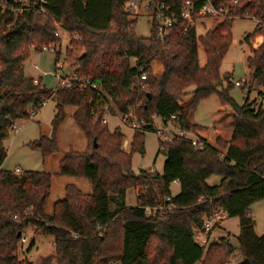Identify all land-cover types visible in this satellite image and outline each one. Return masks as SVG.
Wrapping results in <instances>:
<instances>
[{
  "label": "trees",
  "instance_id": "trees-1",
  "mask_svg": "<svg viewBox=\"0 0 264 264\" xmlns=\"http://www.w3.org/2000/svg\"><path fill=\"white\" fill-rule=\"evenodd\" d=\"M178 8L184 0H166ZM200 4L202 0H194ZM225 4L231 0H214ZM126 0H46L45 11L25 10L17 14L0 9V264H225L233 245L225 237L207 246L194 240L193 228L201 226L202 215L225 208L239 222L237 235L243 259L236 264H264V233L254 227L251 205L264 199V103L244 98L238 104L230 95V73L220 72L222 59L232 41L234 17L246 12L264 20V0H238L231 7L234 17L220 19L204 34L178 19L166 35H159L151 21L149 35L136 33L137 16L130 15ZM60 22L69 34L66 60L79 75L98 83V88L77 86L48 88L26 74L22 65L30 47L54 42ZM76 34L77 36H74ZM263 36L259 45L253 38ZM249 43L248 91L254 82L263 85L264 27L244 35ZM206 56L200 64L198 46ZM59 54L55 58L58 57ZM163 62L153 74L152 61ZM133 60V62H132ZM142 71L147 78L140 79ZM226 84L222 86L221 79ZM221 84V87L217 86ZM194 86L192 97H180ZM216 93L222 105L232 109L231 136H217L214 143L199 134L201 147L183 136L159 141L166 159L162 172L132 168V153L142 150L150 116L163 122L204 131L189 120L198 102ZM56 98L53 133L28 142L31 148L49 154L57 148L56 128L64 106L73 104V118L82 129L87 145L70 149L58 162L60 173L86 176L92 190L84 192L67 183L64 197L45 212L50 176L45 171L26 169L17 173L2 167L6 155L4 140L13 120L27 118L43 101ZM125 113L129 106L148 124L133 132L129 149L122 146L125 133L102 123L106 110ZM176 117L171 119V115ZM156 130V128H155ZM94 141L96 145H94ZM221 175L219 183L206 178ZM178 180L180 190L171 194L170 184ZM143 187L137 204L125 201L129 187ZM171 196L166 200L165 196ZM170 208L158 205L170 204ZM156 208L148 213L146 207ZM54 237L52 254L39 262L19 257V243L25 228ZM19 232V233H18ZM16 253V254H14Z\"/></svg>",
  "mask_w": 264,
  "mask_h": 264
},
{
  "label": "rangeland",
  "instance_id": "rangeland-1",
  "mask_svg": "<svg viewBox=\"0 0 264 264\" xmlns=\"http://www.w3.org/2000/svg\"><path fill=\"white\" fill-rule=\"evenodd\" d=\"M128 6V3H127ZM135 16V15H134ZM137 24L135 31L137 34L146 36L150 33L151 15L145 8L140 10L136 15ZM218 21L219 17L199 16L195 20V32L197 35L204 34L208 29L212 28ZM256 26V21L250 16L234 17L232 22V41L225 53L220 72L230 73V80L233 85L230 88V95L238 104L244 102L247 96L249 101L255 100L257 104L264 103V97L260 95L263 85L254 82L250 91H248L249 68L247 63V55L249 54V43L244 40V35L252 31ZM69 34L62 32V47L59 61L65 65L59 69V72H68L72 68L66 60V48L68 44ZM253 43L256 39L253 38ZM258 43V42H257ZM65 52V54H64ZM57 53L49 51H41L39 47H30V54L22 61V65L26 74L32 75L34 79H41V82L48 88L54 90L57 85L55 76V57ZM198 56L200 64H204L206 60L205 53L201 45L198 46ZM133 62V60H132ZM35 64V65H34ZM240 81V84H235ZM222 86L226 82L221 79ZM221 87V84L217 86ZM193 85H190L187 92L180 99V103H186L192 97ZM56 98L51 96L46 99L43 105L39 106L35 113L27 118H17L13 120V127L10 129L9 136L4 140L6 155L2 162V167L7 169H15L19 167L21 171L26 169L45 171L50 176V189L46 198L45 212L50 213L55 200L64 197L65 185L73 183L84 192L92 190L91 181L86 176H78L72 174H63L59 172L58 162L70 149L82 150L87 145V139L82 129L77 125L73 118L76 106L67 104L64 106V114L56 128L57 148L49 154H44L38 149L31 148L28 142L40 137L41 135L50 136L53 133V118L55 116ZM115 110L111 115L108 110L105 116L109 118L107 127L113 129L114 125L120 126L125 133V137L131 143L132 135L135 130L126 125L120 117V111L116 105L112 103ZM232 109L229 105H222L218 95L212 93L201 99L195 110L189 114V118L198 124L204 126V131L208 135H214L218 131L220 136L230 137L232 128L230 122L232 120ZM110 115V116H109ZM119 124V125H118ZM155 128H171L170 124L164 125L160 118H155L151 122V127L145 130L144 143L142 150L132 153V168L134 171L151 170L153 172H162L163 163L166 159V152L159 150L160 137ZM199 133V129H194ZM217 133V132H216ZM223 137V138H224ZM123 144V142H122ZM130 147V144H129ZM128 147V149H129ZM221 175L217 173L210 174L206 180L209 184L219 183ZM143 187H129L126 191L125 201L128 204H137V193L143 191ZM180 190L179 182H172L170 185L171 194H176ZM259 204V203H257ZM254 206V205H253ZM156 206L148 208L147 212L151 213ZM259 211L257 216H253L255 229L258 233H264V203L255 205ZM27 240L21 244V251L18 252L19 257H26L32 262H39L43 257L52 254L54 250V237L51 234L35 233L32 226L25 228ZM239 222L236 216H227L222 219L209 233L208 243L216 242L220 238L225 237L233 245L234 249L225 264H236L243 259V255L239 249L238 235ZM50 264H56L52 260ZM193 264H202L201 260Z\"/></svg>",
  "mask_w": 264,
  "mask_h": 264
},
{
  "label": "built area",
  "instance_id": "built-area-1",
  "mask_svg": "<svg viewBox=\"0 0 264 264\" xmlns=\"http://www.w3.org/2000/svg\"><path fill=\"white\" fill-rule=\"evenodd\" d=\"M46 0H0V9L2 11H10L13 14L20 13L25 10L37 9L38 11H45L43 4ZM238 0H231L225 4L215 3L214 0H202L200 4H196L194 0H184L178 8H175L172 4L166 0H126L125 5L130 11V15L135 17L140 13L142 8H145L149 11L151 15V21H154L156 29L159 35H166L170 28L174 25L177 20L183 19L187 21L188 25L195 26V20L199 16H210V17H219L223 19L225 17H234L230 13V9L234 6ZM128 3V6H127ZM135 15V16H134ZM248 15L256 21L257 27H264V20L249 14L246 12L245 16ZM57 36L62 37V32L65 31L60 22L55 21ZM66 32V31H65ZM74 36H77L74 34ZM62 44H57L50 42L43 44L39 47L41 51H49L59 54L55 59V76L57 79L56 87H71L77 86L79 88L92 87L97 89L98 83L91 81L89 77L81 76L77 74L72 68L68 72H59V69L64 67V63L59 61L61 54ZM65 54V52H64ZM35 65V64H34ZM147 72L142 71L139 75L140 79L147 78ZM36 81V79H35ZM235 84H240V81H235ZM45 101H43L44 103ZM31 114L35 113V109L30 111ZM121 120L128 125L133 130H137L149 123L144 117L140 116L134 106H129L128 110L125 113H120ZM160 118L156 113H152L150 116L151 122L155 118ZM176 115L172 114L171 119L175 118ZM161 119V118H160ZM162 120V119H161ZM102 123L107 122V117L104 115L101 119ZM164 125L170 124L171 128L167 130L166 128H156V131L160 137L161 141L171 140L176 136H183L191 140L192 144L195 146L201 147L203 145V140L200 138L198 132L194 129L183 128L178 125H174L172 121L167 123L163 122ZM130 141L128 138L123 139V148L128 149ZM160 148H163V145H160ZM17 173H20L21 170L19 167L14 169ZM166 200H170L171 196H165ZM172 203L166 205H158L159 208H170ZM150 207H146V210ZM148 211V210H147ZM149 213V212H148ZM228 211L225 208L217 207L210 213H204L202 215V224L201 226H195L193 228L194 240L200 246H205L209 240V233L213 227H215L222 219L228 216ZM27 240V235L25 231L22 232L19 243L22 244ZM16 254V253H14Z\"/></svg>",
  "mask_w": 264,
  "mask_h": 264
},
{
  "label": "crops",
  "instance_id": "crops-1",
  "mask_svg": "<svg viewBox=\"0 0 264 264\" xmlns=\"http://www.w3.org/2000/svg\"><path fill=\"white\" fill-rule=\"evenodd\" d=\"M255 39H258V43L257 44H255L256 46L257 45H259L260 43H261V41L263 40V36L262 35H258V36H256L255 37ZM163 62L161 61V60H159V59H154L153 61H152V72H153V74H159L162 70H163ZM32 76V75H31ZM111 115H114V114H111ZM110 116V115H109ZM108 120H109V118H107V123H108ZM189 120L191 121V122H195V121H193V120H191L190 118H189ZM119 125V124H118ZM114 127H116V125H114ZM219 131V130H218ZM218 131L216 130L215 131V134L214 135H208V133H206V131H199V133L201 134V135H203V136H205L206 138H207V140L208 141H210L211 143H214L215 142V139H216V137L217 136H220V134H218ZM217 132V133H216ZM222 137H224V136H222ZM224 138H229V137H224ZM173 182H179L178 180H174ZM172 183V182H171ZM171 185V184H170ZM257 203H264V199L263 200H258V201H256V202H254L252 205H251V209H250V211H251V213H252V215L253 216H257L258 215V213H259V211L257 210V208H255V205H259V204H257ZM128 204V203H127ZM128 205H134V204H128ZM254 205V206H253ZM254 227H255V224H254ZM255 231H256V229H255ZM257 232V231H256ZM258 233V232H257ZM260 234V233H259Z\"/></svg>",
  "mask_w": 264,
  "mask_h": 264
},
{
  "label": "water",
  "instance_id": "water-1",
  "mask_svg": "<svg viewBox=\"0 0 264 264\" xmlns=\"http://www.w3.org/2000/svg\"><path fill=\"white\" fill-rule=\"evenodd\" d=\"M94 145H96V142L94 141ZM19 233V232H18Z\"/></svg>",
  "mask_w": 264,
  "mask_h": 264
}]
</instances>
